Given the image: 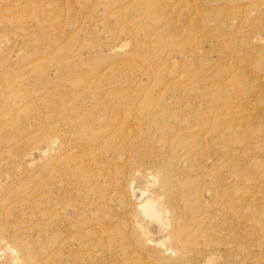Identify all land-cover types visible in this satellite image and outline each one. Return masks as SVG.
<instances>
[{
  "label": "rangeland",
  "instance_id": "1",
  "mask_svg": "<svg viewBox=\"0 0 264 264\" xmlns=\"http://www.w3.org/2000/svg\"><path fill=\"white\" fill-rule=\"evenodd\" d=\"M0 264H264V0H0Z\"/></svg>",
  "mask_w": 264,
  "mask_h": 264
}]
</instances>
